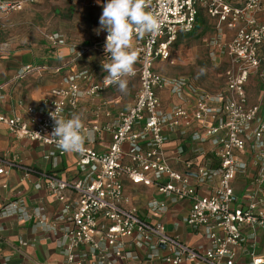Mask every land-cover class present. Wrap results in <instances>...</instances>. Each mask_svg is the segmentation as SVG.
<instances>
[{"label": "built area", "instance_id": "1", "mask_svg": "<svg viewBox=\"0 0 264 264\" xmlns=\"http://www.w3.org/2000/svg\"><path fill=\"white\" fill-rule=\"evenodd\" d=\"M35 1L1 0L0 15ZM148 10L161 20V28L133 39L139 80L135 98L113 127L83 123L91 133L83 152L57 147L49 136L54 128L50 114L70 117L86 106L95 116L106 112L108 106H94V100L115 86L104 82L107 73L95 80L91 69L74 70L50 103L11 115L0 112V126L20 148L12 160L0 152V180L12 168L21 170L23 181L36 177L28 189L15 188L12 199L0 196V233L23 232L14 249L23 257L15 264H45L22 250L49 240L61 256L59 264H264L254 249L244 251L243 259L238 252L248 238L264 232V0H148ZM200 10L214 24L213 35L203 40L208 57L214 65H227L224 86L215 92L197 91L188 78H168L154 70L155 62L169 60L178 35L193 31ZM106 36L97 35L75 59L90 51L108 59ZM47 40L64 44L57 33ZM250 78L259 82L261 102L248 99ZM165 88L179 98L190 91L194 101L164 110L157 92ZM103 130L111 138L100 151L93 144ZM187 131L191 157L182 161L185 151L178 146L170 163L167 134L184 136ZM33 147L42 161L39 167L25 164ZM68 153L75 158L70 177L55 171ZM125 181L154 190L143 212L126 195ZM7 188L0 181V189ZM185 201L189 207L182 225L186 231L202 232L196 244L170 232L160 219ZM47 203L54 207L49 210ZM25 224L31 225V236ZM9 261L6 256L0 264Z\"/></svg>", "mask_w": 264, "mask_h": 264}, {"label": "crops", "instance_id": "2", "mask_svg": "<svg viewBox=\"0 0 264 264\" xmlns=\"http://www.w3.org/2000/svg\"><path fill=\"white\" fill-rule=\"evenodd\" d=\"M39 1L42 0H37L34 3ZM30 4L32 3L26 4L24 8ZM13 13L8 14L7 16L0 15L1 113L11 115L23 108H37L50 103L57 98L56 90L65 85V77L74 70H81L84 68L91 69L95 74V80L98 76L106 73L102 68V62H107V59L96 51L88 52L82 58L80 57L81 59L78 58L79 60L75 59L78 51L90 46V44L88 46L76 47L73 45H67L64 39V44H51V49L46 51L45 49L42 50L37 44H32L30 47L23 45L20 46V44H17L16 46V44L13 43V40L2 39L3 37H1V33L5 31V28L8 29L10 27L11 23H9V19ZM198 14H200V12ZM198 18L199 16L196 17L194 29L199 28ZM208 20L213 28V21L209 18ZM212 33H214V31ZM225 33L226 35H230L231 31L225 30ZM186 35L188 34L178 35L171 48L174 47L181 36ZM157 62L164 64L163 62L165 61ZM137 66L138 65L135 64V69ZM190 83L197 91H204L198 86H195L191 81ZM138 87V75L135 74L128 78L126 93L119 92L117 87L113 86L106 89L101 97L94 100V106L101 107L107 105L108 109L106 112H99L95 116L89 110L90 106H86L80 108L74 114H79L85 124H97L103 129L106 127H113L116 125L117 115L133 102ZM157 95L164 110H169L170 106L173 105H181L185 104V102L186 104H191L194 101V96L190 91L186 92L183 98L173 95L167 88L159 90ZM188 137L189 131H187L184 136L175 133L167 134L165 154L167 158H169L170 163H172V150L178 146L183 147L185 151L184 154L180 156L182 161L191 157V154L187 149ZM110 138V132L103 130L100 133L99 139L93 144V146L96 150H104L108 146ZM202 147L207 149L208 144H202ZM1 151H4L3 156L8 160L14 159L16 153L20 151L16 142L8 137L3 126H0V152ZM37 151L38 149L36 147L30 149V155L25 161L26 165L39 167L40 164H42V161H40L37 156ZM74 159V156L69 153L63 156L59 166H57L55 170L56 173L60 175L64 174L67 177L74 175ZM176 168L181 169V166L176 165ZM46 169L51 170L50 163L46 164ZM22 176L23 173L20 169H10L8 174L3 176L0 180L8 186L6 190L0 189V196L12 199L11 193L15 188L22 185L28 189L31 183L36 180V177L31 176V183L26 182L22 180ZM124 187L126 195L130 197L131 201L137 205L142 212L144 211L146 201L155 197L154 190L151 187L134 185L129 181L124 182ZM47 207L51 210L54 205L47 203ZM188 207L189 204L186 201L174 204L169 212L165 216L160 217V219L166 224V227L170 232L179 235L189 244H196L202 241V232L192 233L186 231L181 221L186 214ZM25 226L27 228V232H25L26 235L31 236V225L25 224ZM22 234V231L16 229H5L0 233V263L6 256L9 257V264H15L21 261L23 256L14 252V249L18 247V240ZM252 249H254V252L258 257L264 258V232H258L254 239L248 238V240L243 243L242 247L238 250L239 259L246 258L243 256V252ZM22 251L29 259L38 260L45 264H59L61 261V256L54 251L53 240L39 241L32 245L29 244L24 247ZM152 264L161 263L155 261ZM182 264L192 263L184 262Z\"/></svg>", "mask_w": 264, "mask_h": 264}, {"label": "rangeland", "instance_id": "3", "mask_svg": "<svg viewBox=\"0 0 264 264\" xmlns=\"http://www.w3.org/2000/svg\"><path fill=\"white\" fill-rule=\"evenodd\" d=\"M105 2L42 0L32 3L10 16L11 25L4 29L1 37L13 40L16 46L37 44L42 50L49 51L51 43L47 36L57 33L64 37L67 45L88 46L96 41L95 30L100 27L99 17L103 10L101 4ZM198 21L199 28L181 36L171 48L169 60L164 64L156 62L154 69L168 78L187 77L202 90L215 92L224 86L227 65L211 63L203 40L213 35V28L203 10H200ZM259 90L258 80L250 78L246 85L250 103L261 102Z\"/></svg>", "mask_w": 264, "mask_h": 264}, {"label": "clouds", "instance_id": "4", "mask_svg": "<svg viewBox=\"0 0 264 264\" xmlns=\"http://www.w3.org/2000/svg\"><path fill=\"white\" fill-rule=\"evenodd\" d=\"M101 7L100 27L95 31L97 35L100 31L107 32L104 52L108 59L102 62L107 75L103 80L115 85L119 92L126 93L128 78L135 75L137 62L133 39L158 32L161 20L148 10V0H106ZM56 112L57 108L52 113ZM50 115L54 128L49 136L56 140L57 147L64 152H83L85 140L91 133L85 131L81 116Z\"/></svg>", "mask_w": 264, "mask_h": 264}, {"label": "trees", "instance_id": "5", "mask_svg": "<svg viewBox=\"0 0 264 264\" xmlns=\"http://www.w3.org/2000/svg\"><path fill=\"white\" fill-rule=\"evenodd\" d=\"M33 3H34V2H33ZM198 16H199V14H198ZM198 16H197V17H198ZM90 45H91V44H90ZM81 58H82V57H81ZM81 58H79V59H81ZM79 59H78V60H79ZM76 60H77V59H76Z\"/></svg>", "mask_w": 264, "mask_h": 264}]
</instances>
